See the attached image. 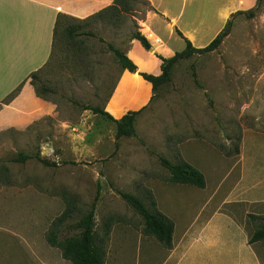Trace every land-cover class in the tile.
Wrapping results in <instances>:
<instances>
[{"label": "rangeland", "instance_id": "rangeland-1", "mask_svg": "<svg viewBox=\"0 0 264 264\" xmlns=\"http://www.w3.org/2000/svg\"><path fill=\"white\" fill-rule=\"evenodd\" d=\"M147 10L139 4L119 17L60 21L52 56L37 80L51 90L42 99L55 105L54 114L24 130H0V251L5 257L22 264L60 261L61 251L47 237L55 230L53 221L74 201L71 218L56 231L60 239L76 232L72 225L96 202V240L105 250V264H162L164 247L143 234L141 217L119 192L139 196L179 229L234 191L245 134L255 132L261 139L255 152L264 153V0L244 10L252 16L233 18L231 33L216 51L178 62L172 81L138 115L136 137L116 141L110 121L82 110L105 107L123 74L107 43L125 52L132 35L142 34ZM189 15L190 6L183 21ZM144 26L143 33L160 43ZM71 27L78 31L72 38L67 34ZM141 79L136 73L124 79L123 102L132 99L139 106L145 101ZM15 98L1 102L0 111ZM109 109L121 115L119 106ZM19 153L39 154L56 166L36 159L14 162ZM160 156L201 171L206 187L169 183Z\"/></svg>", "mask_w": 264, "mask_h": 264}, {"label": "crops", "instance_id": "crops-1", "mask_svg": "<svg viewBox=\"0 0 264 264\" xmlns=\"http://www.w3.org/2000/svg\"><path fill=\"white\" fill-rule=\"evenodd\" d=\"M149 2L140 31L150 42L152 51L134 39L125 49L126 56L137 66V75L159 76L162 72L159 57L170 58L184 51V38L195 48H204L223 30L233 14L256 5V0H223L221 4L212 0ZM113 3L114 0H0V103L23 85L15 100L1 109L0 130H24L32 122L54 114L55 105L37 96L30 76L42 70L52 56L58 19L84 20ZM189 6L190 15L183 21ZM144 25L160 43L143 33ZM131 75L134 73L123 71L106 102L105 111L115 119L142 109L153 97L152 84L141 77L145 101L139 106L132 104V99L123 102L120 88ZM117 106L122 110L118 117L109 109ZM260 141L255 132L244 135L240 178L234 191L215 209L199 210L188 225L179 229L174 226L173 248H164L162 264H264V241L249 242L253 233L264 225V173L261 170L264 169V153L255 152ZM258 159L261 164L257 163ZM4 254L0 251V264H22ZM42 259V264L66 261L62 255L60 261Z\"/></svg>", "mask_w": 264, "mask_h": 264}, {"label": "trees", "instance_id": "trees-1", "mask_svg": "<svg viewBox=\"0 0 264 264\" xmlns=\"http://www.w3.org/2000/svg\"><path fill=\"white\" fill-rule=\"evenodd\" d=\"M139 4L146 5L148 9L150 7V2L148 0H114V3L111 6L86 18L85 21L87 22L94 18H102L103 16H105V14L112 17H119L128 13L130 14L131 12L136 11ZM249 12L238 11L233 14L231 16V19L228 20L225 24L223 30L204 48H195L188 39L183 37L186 41V48L184 51L176 53L173 57L170 58L159 57L162 60V72L159 76L139 73V75L144 80L152 84L153 97L150 102H152V100L155 98L158 90L161 87L169 84L172 81L173 70L179 61H181L182 59H189L195 54L201 55L216 51L221 46L224 39L231 33L233 27V18L237 15L245 14H249V16H252L253 12ZM61 20L62 17L58 19V22L56 24L54 38L57 36V30ZM77 32V28L71 27L68 29L67 34L72 38L77 34ZM86 34L89 36L95 35L93 32H88ZM133 39L138 40L145 49L149 50L151 48L148 39L140 32L134 33L132 35V40ZM102 42L104 41L102 40ZM107 47L109 51L113 53L122 71L127 70L130 73L134 74L138 72L137 66L126 56L125 52L121 51L110 43H107ZM40 71L31 74V84L34 86L35 92L38 97L47 99L45 98L46 93L51 92V90L43 85L38 84V73ZM196 77V74H194V83L200 87ZM22 86L23 85L19 86L15 91L9 94L2 101V103L8 104L9 102H11L19 94ZM145 108L146 107H143L138 111H130L120 119H115L112 115L105 111V107L102 108L99 106L85 105L82 107V110L91 111L94 115L110 121L115 127V138L116 141H118L121 138H133L137 136L136 119ZM118 146L119 144L118 142H116V147ZM31 159H36L38 162L48 167L56 166L55 163L49 162L46 159H42L39 154L33 156L30 154L19 153L16 155V157L13 158V161L17 163H25ZM159 162L161 166L164 167L169 173V183L190 185L200 189H204L206 187V179L204 174L189 163L185 161L172 163L170 160L162 156L159 157ZM119 195L121 199L137 215L141 217L143 221V234L149 237H153L164 248L168 250L172 249L174 223L163 214L151 210L139 196L123 191H120ZM74 204V201H69L63 214L53 221L55 230L48 235V243L51 246L58 248L61 251L63 259L71 262V264H105V250L96 240V202H93L89 210L74 225H72V230H74V232L76 231L72 236H66L60 239L59 234L56 233L61 225L66 223L67 220L71 218L73 214ZM108 234L109 227H107L105 231V235ZM260 241H264V225L253 233L249 242L255 243Z\"/></svg>", "mask_w": 264, "mask_h": 264}, {"label": "water", "instance_id": "water-1", "mask_svg": "<svg viewBox=\"0 0 264 264\" xmlns=\"http://www.w3.org/2000/svg\"><path fill=\"white\" fill-rule=\"evenodd\" d=\"M150 51H152V49H150Z\"/></svg>", "mask_w": 264, "mask_h": 264}]
</instances>
